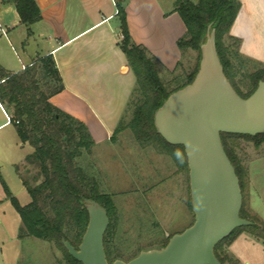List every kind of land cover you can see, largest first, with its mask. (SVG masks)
Instances as JSON below:
<instances>
[{"label": "trees", "instance_id": "16d2710c", "mask_svg": "<svg viewBox=\"0 0 264 264\" xmlns=\"http://www.w3.org/2000/svg\"><path fill=\"white\" fill-rule=\"evenodd\" d=\"M113 1L121 36L118 46L135 78V87L128 103L133 97L136 98L130 120L123 124L120 122L110 139L114 141L116 135L128 129L140 148L150 147L158 153L166 154L178 169L188 172L182 146L169 145L156 133L153 116L170 94L192 82L198 70L199 47L210 30L214 32L215 51L223 75L240 98L250 96L258 82L264 80V66H256V63L242 56L239 53L240 41L229 35L240 3L238 0L174 2L173 11L185 28L184 35L176 43L177 49L180 52L194 51L196 59L192 70L181 81L175 79L169 85L160 77L157 60L143 46L132 42L124 11L125 0ZM0 2L14 5L19 21L29 36L30 26L41 19L35 0ZM247 63L254 64L250 70ZM62 89V81L51 56L40 58L14 74L0 66V105L7 113L20 144L32 149L25 163L35 169L30 177L23 174L20 176L30 199L27 205L20 206L5 191L6 198L20 220L17 238L31 237L51 243L62 252L67 264H80L68 255L62 242H68L74 248L79 245L88 221L84 203L92 200L105 210L109 220L103 235V249L107 262L111 264L119 259L117 254H113V245L109 240L115 214L114 202L110 195L100 191L99 183L95 180L96 172L89 157L95 144L85 125L49 102ZM220 140L238 179L242 197L245 172L234 142L243 140L258 149L264 145V133L255 136L220 134ZM188 207L191 209L190 202ZM239 217L250 225L234 229L214 246L213 254L220 264H240L223 252V246L231 244L241 233L264 242V222L258 224L252 221L242 205ZM170 237L161 242L158 248L164 247Z\"/></svg>", "mask_w": 264, "mask_h": 264}, {"label": "crops", "instance_id": "0c3cea01", "mask_svg": "<svg viewBox=\"0 0 264 264\" xmlns=\"http://www.w3.org/2000/svg\"><path fill=\"white\" fill-rule=\"evenodd\" d=\"M175 1L125 0L124 3L132 42L143 46L162 70L168 72H173L179 62L176 43L185 33L179 16L173 11ZM238 1L240 8L229 35L240 41L242 56L264 66V0ZM35 3L41 19L30 26L27 36V29L20 23L14 5L0 2V66L14 74L40 58L51 56L63 89L49 102L82 122L95 145L109 143V147L113 142L110 138L126 112L135 87L133 73L118 46L121 36L114 1L35 0ZM6 117L7 113L0 105V131L9 127L14 129ZM14 135L15 139L11 141L15 147L22 148L24 145L20 144L15 129ZM8 149L5 150L7 160L0 163V235H5L1 215H8L10 211L5 191L16 200L22 196L26 201L23 205L19 203L20 206L30 201L20 176L27 168L25 158L32 149L16 160L10 159ZM7 169L12 170L17 179L14 190L2 177V172ZM250 202L252 204V199ZM16 223L19 228V217ZM9 238L10 241L0 238L2 262L4 244L20 254L22 239L17 235ZM238 243L264 249V243L241 233L226 249L240 264Z\"/></svg>", "mask_w": 264, "mask_h": 264}, {"label": "water", "instance_id": "95a60500", "mask_svg": "<svg viewBox=\"0 0 264 264\" xmlns=\"http://www.w3.org/2000/svg\"><path fill=\"white\" fill-rule=\"evenodd\" d=\"M199 49L192 82L170 94L153 116L156 133L167 144L183 148L193 222L172 235L164 247L111 264H220L214 246L234 229L250 225L239 217L241 192L220 134L264 133V80L250 96L240 98L223 75L213 30ZM84 207L88 221L79 245L74 248L65 241L62 245L80 264H109L103 249L107 214L92 200L85 201Z\"/></svg>", "mask_w": 264, "mask_h": 264}, {"label": "rangeland", "instance_id": "374dc122", "mask_svg": "<svg viewBox=\"0 0 264 264\" xmlns=\"http://www.w3.org/2000/svg\"><path fill=\"white\" fill-rule=\"evenodd\" d=\"M224 42L231 43L226 40ZM195 59L194 51H179V62L173 72L163 71L158 65L161 79L169 85L175 79L181 81L192 70ZM253 65L247 63V68L250 70ZM241 90L245 92L244 89ZM135 98L133 97L127 104L126 112L119 123H127L130 120ZM12 138L15 139L12 127L0 131V163L7 160L5 150L8 148L10 149L8 156L12 160L31 152L28 145L22 148L18 145L15 147ZM108 145L109 143L95 145L89 157L94 165L96 172L94 177L99 183L100 191L110 195L114 202L115 214L109 235L113 254L118 255L117 260L127 261L136 253L157 249L167 237L182 232L192 224L193 213L188 207L190 202L188 172L178 169L170 156L158 153L150 147L140 148L128 129L116 135L112 145L109 147ZM234 145L245 172L242 208L252 221L262 224L264 222V145L255 149L251 143L243 140H236ZM26 170L27 173L22 172L23 176L30 177L35 173V169L30 166H27ZM2 173L3 179H7L10 188L14 190L17 184L14 172L7 169L6 174ZM17 201L23 205L26 200L18 196ZM6 202L10 211L8 215H1L5 235H0V238L10 241V236L18 235L19 228L16 223L18 217L9 200ZM238 245L241 264H264V249L246 247L243 243ZM4 246L2 249L4 262L0 256V264L1 262L2 264H67L62 252L53 244L31 237L22 239L20 256L14 253L15 249L10 245L4 244ZM226 249L227 245H224L223 252L229 255Z\"/></svg>", "mask_w": 264, "mask_h": 264}, {"label": "built area", "instance_id": "2783aa9c", "mask_svg": "<svg viewBox=\"0 0 264 264\" xmlns=\"http://www.w3.org/2000/svg\"><path fill=\"white\" fill-rule=\"evenodd\" d=\"M2 33H3V32H2ZM23 69H24V68H23ZM6 118H7V121L9 122V117L7 116ZM15 123L17 124L18 122H15Z\"/></svg>", "mask_w": 264, "mask_h": 264}, {"label": "clouds", "instance_id": "9594fccd", "mask_svg": "<svg viewBox=\"0 0 264 264\" xmlns=\"http://www.w3.org/2000/svg\"><path fill=\"white\" fill-rule=\"evenodd\" d=\"M177 155H179V153H177Z\"/></svg>", "mask_w": 264, "mask_h": 264}]
</instances>
